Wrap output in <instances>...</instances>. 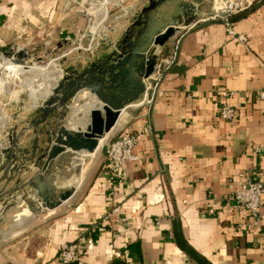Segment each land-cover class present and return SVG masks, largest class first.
Returning <instances> with one entry per match:
<instances>
[{
    "label": "crops",
    "instance_id": "crops-1",
    "mask_svg": "<svg viewBox=\"0 0 264 264\" xmlns=\"http://www.w3.org/2000/svg\"><path fill=\"white\" fill-rule=\"evenodd\" d=\"M67 1L0 0V54L27 50L41 60L32 68L42 69L36 75L32 69L16 82L0 75V122L6 123L0 128L1 142L18 126L16 119L23 120L20 113L28 114L32 104H41L61 71L85 64L98 48L88 54L71 44L80 41L85 19L65 11ZM208 1L196 0L197 19L210 13ZM147 2L113 0L117 6L112 5L114 14L107 25L114 33L107 39L123 34ZM233 31L246 42L230 38L221 23L186 31L179 65L170 71L164 96L147 111L130 107L123 113L78 177L68 183L75 193L65 205L20 225H7L9 234L0 237V264H62L59 249L72 243L81 246V264H264V220L247 230L253 220L228 201L233 188L245 180L264 184V102L257 99L264 89V0L234 21ZM45 40L54 48L40 49L38 44ZM170 45L169 40L158 53L165 54ZM12 59L2 58L0 65ZM35 76L41 97L32 103L21 86ZM223 92L237 94L227 100L236 110L232 124L219 118ZM82 99L83 95L72 103L75 112L65 122L69 130H84L87 115L98 108L94 99L81 107ZM148 129L152 136L141 138L133 150L139 160L126 164L123 180L111 184L106 146L113 138ZM23 139V148L29 150L32 131ZM11 170L0 172V193L5 197L15 195L19 180L22 186L36 173L32 163L18 174ZM33 198L26 199L34 205ZM115 206L126 223H103ZM18 210H25L18 202L3 212L0 205V220ZM209 210L214 215L209 216Z\"/></svg>",
    "mask_w": 264,
    "mask_h": 264
},
{
    "label": "water",
    "instance_id": "water-1",
    "mask_svg": "<svg viewBox=\"0 0 264 264\" xmlns=\"http://www.w3.org/2000/svg\"><path fill=\"white\" fill-rule=\"evenodd\" d=\"M199 12L196 0H148L123 34L100 40L85 64L61 71L58 82L49 88L41 104H32L22 121L15 116L18 126L7 132L4 142L0 141L4 159L0 161V172L12 169L11 174H18L32 163L36 173L22 186L18 181L14 196L8 194L7 199L0 193L1 212L18 202L36 218L60 208L73 197L75 188L66 189L65 185L73 176L78 177L81 166L96 153L123 113L140 101L145 81L153 74L161 54L158 51L180 27L193 24ZM113 33L109 30L110 35ZM2 58H14L11 63L23 67L26 74L41 61L24 49L0 54ZM82 95L81 107L94 99L98 108L87 115L84 130L72 131L65 122L70 112H75L73 101ZM30 118L33 120L28 122ZM30 131L34 140L27 150L22 146L23 138ZM31 172L28 170V174ZM31 197L34 205L27 201Z\"/></svg>",
    "mask_w": 264,
    "mask_h": 264
},
{
    "label": "built area",
    "instance_id": "built-area-1",
    "mask_svg": "<svg viewBox=\"0 0 264 264\" xmlns=\"http://www.w3.org/2000/svg\"><path fill=\"white\" fill-rule=\"evenodd\" d=\"M104 0H68L65 5V11H70L79 17L85 19V28L81 32L80 41L70 42L72 45L76 44V50H83L86 53L92 52L96 49L99 43V38H94L91 33V28L96 21L95 16L92 17L91 12H96V16L100 15L101 4ZM110 1L109 8H112L113 0ZM261 0H209L210 13L197 19L193 24L187 27H180L179 32L176 33L171 39V45L168 51L159 56L156 66L154 67L153 74L145 81V91L140 101L133 107L140 110L150 109L157 100L164 96V84L167 82L170 71L173 67L179 65L178 51L183 34L186 31L194 29L197 25L207 23H221L225 26L227 35L230 38H235L239 43L246 42L244 37L235 36L233 31V23L229 18L233 15L239 14L249 10L255 3ZM117 5H113L116 7ZM109 8L108 17L104 23H109ZM220 15H224L223 18ZM109 25H107L105 36L101 40L108 38ZM86 35V36H84ZM87 38L88 44L85 48L81 46L84 38ZM237 94L230 92L221 93L222 104L219 109V118L229 124H232L235 119L236 110L227 102L228 99L235 97ZM257 99L264 102V89L257 94ZM152 136L151 131L148 129L135 136L121 135L113 138L105 149V159L107 164V178L111 184L120 183L123 180L122 168L126 164L135 163L139 159L133 154V150L137 142L145 137ZM228 201L232 202L235 208L245 211L253 220V225L247 227V230L255 227L259 221L264 220V184L254 181L245 180L243 183L233 188V193L230 194ZM208 215H214L213 210L208 211ZM105 224H116L118 222L126 223L122 218L121 208L115 206L111 208L102 220ZM59 258L62 264H81L83 259V252L78 243L65 244L59 249Z\"/></svg>",
    "mask_w": 264,
    "mask_h": 264
},
{
    "label": "bare ground",
    "instance_id": "bare-ground-1",
    "mask_svg": "<svg viewBox=\"0 0 264 264\" xmlns=\"http://www.w3.org/2000/svg\"><path fill=\"white\" fill-rule=\"evenodd\" d=\"M101 8H100V15H99V17L98 16H96L95 14H96V12H91V15H92V17H94L95 16V19H96V21L94 22V26L91 28V30H92V35H93V37L94 38H103V37H105V36H100V35H105V33H106V28L104 27V23H105V21L107 20V17H108V8H109V6H110V1L109 0H104L103 2H102V4H101ZM102 19H104V21L103 22H101V20ZM101 22V23H100ZM99 26H100V28H99ZM100 39V40H101ZM4 61V60H3ZM54 61V60H53ZM55 62V61H54ZM48 65V64H47ZM50 65H54V64H49V66ZM58 65V64H57ZM38 66V65H37ZM43 68V67H42ZM54 68V67H53ZM32 69H33V71H34V75H36L37 73H40V71L42 70V69H40L39 67H36L35 66V68H32L31 67V72H32ZM52 69V68H51ZM48 71V70H47ZM2 73H5V75L8 77V78H10V80H11V82H16L15 80H18L19 79V76H21V75H23L24 76V74H26V73H24V69H23V67H20V66H16V65H13L12 63H10V62H5V64H3V65H0V75L2 74ZM41 74V73H40ZM4 75V76H5ZM27 75V74H26ZM29 77V76H28ZM41 78H42V76H41ZM35 80H37L36 79V76H35V78L32 80V79H30V80H28L26 83H24L22 86H21V89L23 90V91H27L28 92V96H29V99L31 100V101H33L34 102V100H38V98L39 97H41V96H37L38 94H37V88H41L42 86L41 85H38V87H36V85H35ZM44 80V79H43ZM22 81V80H21ZM46 81V80H45ZM44 82V81H43ZM53 82H54V80H53ZM40 83V82H39ZM22 84V83H21ZM2 86H3V83H2V80H1V78H0V90L2 89ZM4 87V86H3ZM16 87V86H15ZM5 88H6V86H5ZM17 88V87H16ZM19 88V87H18ZM4 90V89H3ZM43 90V89H42ZM41 90V91H42ZM44 91V90H43ZM8 93V92H7ZM48 92H45L44 94L46 95ZM41 95V94H40ZM4 96V95H3ZM44 97V96H43ZM41 99V98H40ZM4 114V113H3ZM7 118V117H6ZM5 122V121H4ZM4 122H0V128L1 127H4L5 126V124L6 123H4ZM1 129H3V128H1ZM4 240V239H3Z\"/></svg>",
    "mask_w": 264,
    "mask_h": 264
},
{
    "label": "rangeland",
    "instance_id": "rangeland-1",
    "mask_svg": "<svg viewBox=\"0 0 264 264\" xmlns=\"http://www.w3.org/2000/svg\"><path fill=\"white\" fill-rule=\"evenodd\" d=\"M117 11V10H116ZM114 14V12H113V9L112 8H109V20H111V16ZM104 21V19H102L101 20V22H103ZM100 22V23H101ZM105 26H106V28H107V24H105ZM99 28H100V26H99ZM91 32H92V30H91ZM101 39V38H100ZM99 39V40H100ZM85 42V41H84ZM84 42L82 43V44H84ZM86 43V42H85ZM48 43H47V41L45 40V42H40L39 44H38V46H39V48L41 49V48H43V49H46V48H49V49H51V48H54V46H52V44H49V45H47ZM55 49H56V47H55ZM27 96V95H26ZM31 101V100H30ZM18 103V105L19 104H22L23 105V103H22V101H17ZM32 102V101H31ZM35 102H37V100H34V103ZM33 103V102H32ZM22 109H24L25 110V108H24V106H22ZM22 112V111H21ZM26 113V112H25ZM25 113H20V114H22L21 115V117L25 114ZM16 120H18V119H16ZM11 130V129H10ZM8 132V131H7ZM6 132V133H7ZM102 143H103V141L100 143V145H102ZM69 188H73V186H70L69 184H68V186H66V189H69ZM6 210V209H5ZM21 211L22 210H18L15 214L14 213H12V215H9V217H3V218H1V220H0V237H2L3 235L4 236H7L8 234H9V232H8V224H11V221H12V224H18V225H20L25 219H27V218H29V217H32L27 211H23L22 213H21Z\"/></svg>",
    "mask_w": 264,
    "mask_h": 264
},
{
    "label": "trees",
    "instance_id": "trees-1",
    "mask_svg": "<svg viewBox=\"0 0 264 264\" xmlns=\"http://www.w3.org/2000/svg\"><path fill=\"white\" fill-rule=\"evenodd\" d=\"M253 6H254V5H253ZM253 6H252V7H253ZM252 7H251V8H252ZM246 11H248V10H246ZM246 11L231 16V17L229 18V21H230L231 23H234V21H236V20L240 19L242 16H244V14L246 13Z\"/></svg>",
    "mask_w": 264,
    "mask_h": 264
}]
</instances>
